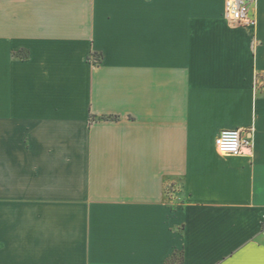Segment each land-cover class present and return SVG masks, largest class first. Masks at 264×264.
Listing matches in <instances>:
<instances>
[{"label": "crops", "instance_id": "crops-1", "mask_svg": "<svg viewBox=\"0 0 264 264\" xmlns=\"http://www.w3.org/2000/svg\"><path fill=\"white\" fill-rule=\"evenodd\" d=\"M249 2L0 0V264H264Z\"/></svg>", "mask_w": 264, "mask_h": 264}, {"label": "built area", "instance_id": "built-area-1", "mask_svg": "<svg viewBox=\"0 0 264 264\" xmlns=\"http://www.w3.org/2000/svg\"><path fill=\"white\" fill-rule=\"evenodd\" d=\"M225 9L227 18L233 24L256 26V19L250 15L249 0H226ZM253 90L256 94H264V73L256 75ZM216 148L222 157H236L241 156L244 149L252 148V141L244 137L241 130L226 129L219 133L216 139Z\"/></svg>", "mask_w": 264, "mask_h": 264}, {"label": "trees", "instance_id": "trees-1", "mask_svg": "<svg viewBox=\"0 0 264 264\" xmlns=\"http://www.w3.org/2000/svg\"><path fill=\"white\" fill-rule=\"evenodd\" d=\"M166 264H183L182 253H176Z\"/></svg>", "mask_w": 264, "mask_h": 264}]
</instances>
